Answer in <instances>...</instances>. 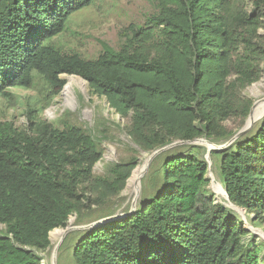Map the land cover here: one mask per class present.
I'll return each instance as SVG.
<instances>
[{
  "label": "trees",
  "instance_id": "obj_1",
  "mask_svg": "<svg viewBox=\"0 0 264 264\" xmlns=\"http://www.w3.org/2000/svg\"><path fill=\"white\" fill-rule=\"evenodd\" d=\"M151 1L157 11L121 34L120 50L103 43L88 60L54 40L95 0H0V98L40 80L52 99L63 75L79 76L131 117L129 134L144 152L203 136L229 141L223 124L248 118L253 104L240 93L262 78L264 0L252 11L236 0ZM197 151L158 156L136 211L80 235L76 264H263L264 245L247 242L242 218L208 190L210 166ZM102 157L80 125L0 122V264H43L50 236L82 215L89 193L108 200L124 191L137 160L95 177ZM215 158L230 203L264 225V119Z\"/></svg>",
  "mask_w": 264,
  "mask_h": 264
},
{
  "label": "rangeland",
  "instance_id": "obj_2",
  "mask_svg": "<svg viewBox=\"0 0 264 264\" xmlns=\"http://www.w3.org/2000/svg\"><path fill=\"white\" fill-rule=\"evenodd\" d=\"M236 1L244 3L252 11L253 0ZM156 11V5L151 0H95L92 6L76 12L69 18L65 32L55 38L54 43L67 53H78L85 59L95 60L103 52V43L120 50L124 43L121 34L130 27L144 26L146 20ZM260 36L264 43V30L260 31ZM261 68L262 78L240 93L243 100L252 102V107L257 101V94L260 99L264 98V62ZM62 78L66 84L71 81L73 85L69 100L64 96V89L51 99L48 86L38 80L30 89H12L10 90L12 97L0 98V122H9L17 128H25L29 125L30 119L37 117L60 128L76 124L91 131L103 150V157L94 168L95 177L111 176V170L115 165L133 158L137 160L135 169L147 164L153 153L144 152L134 143L129 134L131 117L122 118L117 115L110 108L107 99L93 95L88 83L81 77L63 75ZM248 119L249 116L246 120L233 117L223 124L227 130L234 133V137L229 141H213L203 136L195 140L196 142L168 148L161 154L173 156L196 147L200 148L195 154L208 160L210 166L211 184L208 190L214 194L218 203L230 207L227 198H220L213 189L216 185L224 190L218 168L219 161L215 156L230 147L235 140L243 139L255 131L260 122L246 133H242ZM207 143L213 146L210 156ZM161 154L151 161L141 182L136 183V190L129 186L134 169L126 188L119 196L101 200L99 192L89 193L91 201L86 203L87 207L82 215L71 216L67 226L60 229L65 231L66 235L57 248L52 241V235L50 236L51 247L41 254L43 264H76L73 250L80 235L110 222L109 218L124 217L128 212L136 211L144 198V191L147 190V193L151 191L148 184L150 167ZM159 164L160 161L156 162V166ZM234 211L239 214L246 229L251 233L246 241L249 242L254 237L255 242L264 245V225H256L255 217L246 211L241 209Z\"/></svg>",
  "mask_w": 264,
  "mask_h": 264
},
{
  "label": "bare ground",
  "instance_id": "obj_3",
  "mask_svg": "<svg viewBox=\"0 0 264 264\" xmlns=\"http://www.w3.org/2000/svg\"><path fill=\"white\" fill-rule=\"evenodd\" d=\"M72 86L73 85H72L71 81H69L64 88V96H66L68 100L70 99V94H71L72 89H73ZM256 97H257V101L252 108V112L249 116V119H248L246 127H245L246 132L248 130L252 129L254 127V125L257 124L256 122L264 115V98L260 99L259 94H257ZM206 145H208V155L210 156V154L213 152V150H212L213 146L210 145L209 143H207ZM146 172H147L146 164L141 165L137 169H135L134 174H133V178H132L130 185H129L130 188H133L134 190H136V183L141 182V180H142L143 176L146 174ZM213 189L220 198L226 199V193L224 191L225 189L223 190L220 187L218 188V187H216V185H214ZM65 235H66V232L63 230H60V229L56 230V231H54V233H52L51 238H52V241L57 245L56 248L59 246L60 241L64 238Z\"/></svg>",
  "mask_w": 264,
  "mask_h": 264
},
{
  "label": "water",
  "instance_id": "obj_4",
  "mask_svg": "<svg viewBox=\"0 0 264 264\" xmlns=\"http://www.w3.org/2000/svg\"><path fill=\"white\" fill-rule=\"evenodd\" d=\"M252 108H253V107H252ZM251 112H252V109H251V111H250V114H251ZM249 116H250V115H249ZM263 119H264V115H263V116H262V117H261L256 123L261 122ZM242 133H243V134L246 133L245 129L243 130ZM241 135H242V134H241ZM196 140H197V139H196ZM232 140H233V139H232ZM193 142H194V141H193ZM193 142H175V143H172V144H170V145H168V146H166V147H164V148H161V149L155 151V152L153 153L151 159H150V160L148 161V163L146 164V166L148 167V166L150 165L151 161H152L157 155L163 153V152H164L165 150H167L168 148H173V147H177V146H180V145L190 144V143H193ZM195 142H196V141H195ZM236 142H237V141L235 140V141L232 143V145L235 144ZM206 161L208 162V160H206ZM225 193H226V191H225ZM226 198H227V200L230 202L227 193H226ZM228 208L233 209V210L241 209V210L245 211L244 209H242V208H238V207L234 206V205L231 204V203H230V207H228ZM134 212H135V211H131V212H129L128 215H131V214H133ZM125 216H126V215H125ZM120 218H122V217H118V216H117V217H114V218H109L108 221L118 220V219H120ZM50 234H51V233H50Z\"/></svg>",
  "mask_w": 264,
  "mask_h": 264
}]
</instances>
